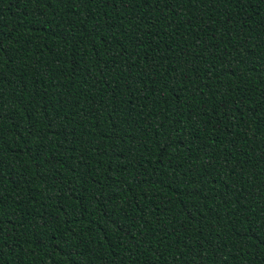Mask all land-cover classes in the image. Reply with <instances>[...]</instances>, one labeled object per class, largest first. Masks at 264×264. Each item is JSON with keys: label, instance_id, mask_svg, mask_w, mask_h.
Returning <instances> with one entry per match:
<instances>
[{"label": "trees", "instance_id": "16d2710c", "mask_svg": "<svg viewBox=\"0 0 264 264\" xmlns=\"http://www.w3.org/2000/svg\"><path fill=\"white\" fill-rule=\"evenodd\" d=\"M0 264H264V0H0Z\"/></svg>", "mask_w": 264, "mask_h": 264}]
</instances>
